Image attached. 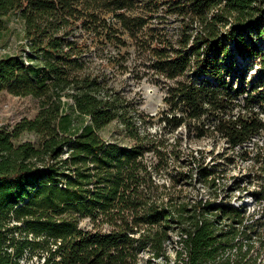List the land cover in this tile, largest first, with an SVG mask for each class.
Wrapping results in <instances>:
<instances>
[{
    "label": "trees",
    "instance_id": "1",
    "mask_svg": "<svg viewBox=\"0 0 264 264\" xmlns=\"http://www.w3.org/2000/svg\"><path fill=\"white\" fill-rule=\"evenodd\" d=\"M15 12L26 43L0 59V92L32 95L41 110L0 127V264H151L169 259L174 233L183 264H264L252 245L260 218L247 223L231 199L194 204L160 190L156 178L172 166L175 185L216 184L217 166L143 131L86 53L87 34L107 46L130 33L174 79L165 132L185 125L190 137L221 134L237 150L264 131V72L249 84L246 71L255 59L264 67V0H0V32ZM172 18L175 36L163 33ZM116 120L130 144L101 134ZM25 131L40 133L41 145L17 144Z\"/></svg>",
    "mask_w": 264,
    "mask_h": 264
},
{
    "label": "rangeland",
    "instance_id": "2",
    "mask_svg": "<svg viewBox=\"0 0 264 264\" xmlns=\"http://www.w3.org/2000/svg\"><path fill=\"white\" fill-rule=\"evenodd\" d=\"M166 25L167 27L162 25L165 28L163 33L175 36L177 25L174 18ZM25 28V22L19 13L15 12L9 17L6 28L0 32V59L6 55L24 52ZM123 38L126 41L124 44L111 43L105 46L101 40L93 41L87 34L91 45L86 53L91 59V64L97 68L105 67L108 70L113 85L126 95L132 107L136 109L139 115L138 123L143 131L151 132L156 135L157 139L166 138L171 144L178 142L183 154H188L192 150L200 151L198 156L204 155L206 164L217 166L218 172L210 178L216 180V184L212 185L198 180L192 183L189 180H182L175 185L172 177L173 174H177V171L172 166L157 176V182L161 185L160 190H165L173 197H180L183 201L194 204L199 201L219 203L221 200L223 202L231 199L232 203L246 209L247 223L258 218L264 222V202H258L254 197L255 191L263 184L261 173L264 172V131L244 145L237 147V150H231L227 140L221 134L200 139L194 135L190 137L185 125L175 131L165 132V123L161 119L163 113L170 109L167 97L169 86L174 83V79L158 72L155 56L141 49L134 36L127 32ZM239 60L242 61L241 58ZM246 71L247 81L250 84L253 79L261 75L262 71L264 72V67L260 59H255L249 62ZM65 99L68 100L67 97ZM239 100H243V97ZM259 108L264 111V105ZM40 110V99L32 95H16L8 90L0 92V127L12 128L24 119H34ZM101 134L106 139L119 140L125 144L132 142L126 136L123 125L117 120L103 129ZM25 141L34 142L39 146L43 141V136L35 131H25L15 140L17 144ZM149 155L151 159H156L154 152ZM165 184L166 187L163 186ZM261 229L257 228L259 232L257 235L252 232V245L257 247L255 249L261 253V260L264 261V229ZM173 237L169 259H154L151 264H183L185 262L187 255L181 235L174 233ZM255 249L253 251L256 253ZM181 251L183 252L182 257ZM38 261L39 258L34 256L23 260L22 263L38 264Z\"/></svg>",
    "mask_w": 264,
    "mask_h": 264
},
{
    "label": "built area",
    "instance_id": "3",
    "mask_svg": "<svg viewBox=\"0 0 264 264\" xmlns=\"http://www.w3.org/2000/svg\"><path fill=\"white\" fill-rule=\"evenodd\" d=\"M169 89H170V86H169ZM169 91V90H168Z\"/></svg>",
    "mask_w": 264,
    "mask_h": 264
}]
</instances>
